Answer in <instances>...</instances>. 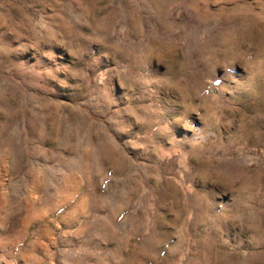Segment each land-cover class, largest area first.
Returning a JSON list of instances; mask_svg holds the SVG:
<instances>
[{"label":"rangeland","instance_id":"obj_1","mask_svg":"<svg viewBox=\"0 0 264 264\" xmlns=\"http://www.w3.org/2000/svg\"><path fill=\"white\" fill-rule=\"evenodd\" d=\"M0 264H264V0H0Z\"/></svg>","mask_w":264,"mask_h":264}]
</instances>
